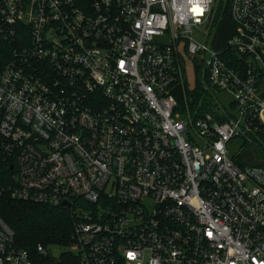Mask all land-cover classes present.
<instances>
[{
    "label": "built area",
    "instance_id": "2783aa9c",
    "mask_svg": "<svg viewBox=\"0 0 264 264\" xmlns=\"http://www.w3.org/2000/svg\"><path fill=\"white\" fill-rule=\"evenodd\" d=\"M259 134L264 0H0V167L71 209L54 264H264V167L232 156ZM0 264H42L1 218Z\"/></svg>",
    "mask_w": 264,
    "mask_h": 264
},
{
    "label": "trees",
    "instance_id": "16d2710c",
    "mask_svg": "<svg viewBox=\"0 0 264 264\" xmlns=\"http://www.w3.org/2000/svg\"><path fill=\"white\" fill-rule=\"evenodd\" d=\"M218 18V31L221 43L224 44L235 28L226 2L223 3ZM200 96L199 89L188 91L189 104L193 110ZM243 142L242 151L232 153L235 162L239 166L252 164L264 167V135H255L252 141ZM6 171L7 169L0 167V218L13 230L17 247L31 251L42 264H54L55 258L42 256L36 247L39 243L45 246H70L73 243L74 217L71 209L62 205L54 206L13 198L7 189L11 177ZM61 259L75 261V255L65 251Z\"/></svg>",
    "mask_w": 264,
    "mask_h": 264
},
{
    "label": "rangeland",
    "instance_id": "374dc122",
    "mask_svg": "<svg viewBox=\"0 0 264 264\" xmlns=\"http://www.w3.org/2000/svg\"><path fill=\"white\" fill-rule=\"evenodd\" d=\"M203 32L201 33V37H203ZM195 35L198 37L199 34L197 33V30H195ZM187 80H188V86L190 88H193V86L195 85V81H196V70L195 68L191 65L189 67H187ZM208 95L206 93H204L203 95H201L199 97V99L196 101L195 104V108H197V105H199V107L202 108L203 105H207L208 101H207V97ZM242 142L243 139L239 138L237 139V141L232 145V153H236L238 151V149H240V147L242 146ZM243 148H241L240 151H242ZM67 250L66 246H60V245H53L51 246V253L56 256L59 257L61 255V253L65 252Z\"/></svg>",
    "mask_w": 264,
    "mask_h": 264
},
{
    "label": "water",
    "instance_id": "95a60500",
    "mask_svg": "<svg viewBox=\"0 0 264 264\" xmlns=\"http://www.w3.org/2000/svg\"><path fill=\"white\" fill-rule=\"evenodd\" d=\"M63 205H70V203L69 202H67V201H65V202H63Z\"/></svg>",
    "mask_w": 264,
    "mask_h": 264
},
{
    "label": "snow or ice",
    "instance_id": "6c2138e0",
    "mask_svg": "<svg viewBox=\"0 0 264 264\" xmlns=\"http://www.w3.org/2000/svg\"><path fill=\"white\" fill-rule=\"evenodd\" d=\"M129 255H131V254H129Z\"/></svg>",
    "mask_w": 264,
    "mask_h": 264
}]
</instances>
